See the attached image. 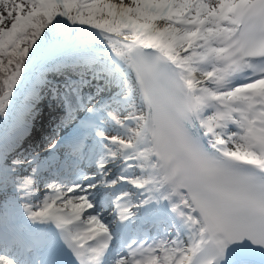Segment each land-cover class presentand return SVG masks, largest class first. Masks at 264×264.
<instances>
[{"label": "snow or ice", "instance_id": "obj_1", "mask_svg": "<svg viewBox=\"0 0 264 264\" xmlns=\"http://www.w3.org/2000/svg\"><path fill=\"white\" fill-rule=\"evenodd\" d=\"M0 125V264H264V0H0Z\"/></svg>", "mask_w": 264, "mask_h": 264}, {"label": "bare ground", "instance_id": "obj_2", "mask_svg": "<svg viewBox=\"0 0 264 264\" xmlns=\"http://www.w3.org/2000/svg\"><path fill=\"white\" fill-rule=\"evenodd\" d=\"M19 117H20V116H18V117H16V118H19ZM103 215L106 216V217H108V214H107V212H105V211L103 212Z\"/></svg>", "mask_w": 264, "mask_h": 264}, {"label": "rangeland", "instance_id": "obj_3", "mask_svg": "<svg viewBox=\"0 0 264 264\" xmlns=\"http://www.w3.org/2000/svg\"><path fill=\"white\" fill-rule=\"evenodd\" d=\"M3 127H4L3 125H0V129H3Z\"/></svg>", "mask_w": 264, "mask_h": 264}]
</instances>
